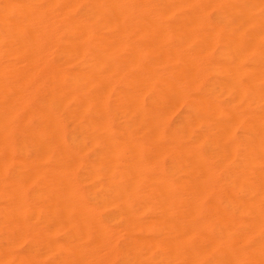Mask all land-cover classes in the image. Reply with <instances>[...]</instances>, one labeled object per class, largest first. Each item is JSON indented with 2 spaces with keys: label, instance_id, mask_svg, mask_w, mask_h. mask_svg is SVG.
Listing matches in <instances>:
<instances>
[{
  "label": "clouds",
  "instance_id": "1",
  "mask_svg": "<svg viewBox=\"0 0 264 264\" xmlns=\"http://www.w3.org/2000/svg\"><path fill=\"white\" fill-rule=\"evenodd\" d=\"M0 264H264V0H0Z\"/></svg>",
  "mask_w": 264,
  "mask_h": 264
}]
</instances>
